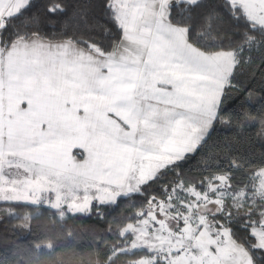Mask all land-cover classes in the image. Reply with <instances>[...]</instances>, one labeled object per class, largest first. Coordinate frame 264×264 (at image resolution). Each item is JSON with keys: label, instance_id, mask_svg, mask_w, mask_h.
Segmentation results:
<instances>
[{"label": "snow or ice", "instance_id": "snow-or-ice-1", "mask_svg": "<svg viewBox=\"0 0 264 264\" xmlns=\"http://www.w3.org/2000/svg\"><path fill=\"white\" fill-rule=\"evenodd\" d=\"M234 128L264 174V0H0V193L143 192ZM177 223L154 264H264V204Z\"/></svg>", "mask_w": 264, "mask_h": 264}, {"label": "trees", "instance_id": "trees-1", "mask_svg": "<svg viewBox=\"0 0 264 264\" xmlns=\"http://www.w3.org/2000/svg\"><path fill=\"white\" fill-rule=\"evenodd\" d=\"M239 132V128L233 132L222 129L196 159L184 158L172 165L175 177L170 170L164 171L139 195L121 197L114 204H93L86 214L25 204L0 208V264H130L140 260L147 256L145 251L119 252L131 239L123 237L122 231L144 217L150 199H164L176 182L202 190L206 181L221 176L228 181L230 177L235 190L251 186L261 164L244 136L232 139ZM225 136L229 137L230 153L225 151ZM231 160L238 167H232Z\"/></svg>", "mask_w": 264, "mask_h": 264}, {"label": "rangeland", "instance_id": "rangeland-1", "mask_svg": "<svg viewBox=\"0 0 264 264\" xmlns=\"http://www.w3.org/2000/svg\"><path fill=\"white\" fill-rule=\"evenodd\" d=\"M171 167L172 165L167 166L164 171L170 170ZM170 171L173 174L170 172L169 174L175 177L174 170L171 169ZM13 175L15 176V173ZM257 181L256 178L254 181L256 184L251 182V186L243 190L233 189L226 177L206 181L205 189L202 190L194 186L184 188L176 182L170 193H164V199H150L144 217L135 225H129L122 231L123 237L129 236L131 239L126 242L128 243L127 248L119 252L145 251L147 256L130 264H154V261L161 255V248L166 249L168 247L167 241L177 238L174 233L178 227V221L183 222L184 219H187L192 224H196L201 218L211 217L213 213L220 211L221 207L240 208L242 204L248 202H255L257 205L259 202L262 203L264 200V180L261 184H258ZM4 184L9 185L10 189L4 191L2 196L14 197L23 201L19 204L42 206L53 210L65 209L71 214H86L93 204H114L118 196L121 198L140 192L139 186L126 190L127 194L109 191L101 200L97 198L96 194L89 195L83 192L71 196H67L65 193L57 195L49 192L28 194L22 184L7 182ZM246 195L249 197V201H245ZM258 196L262 200L256 202L255 197Z\"/></svg>", "mask_w": 264, "mask_h": 264}, {"label": "crops", "instance_id": "crops-1", "mask_svg": "<svg viewBox=\"0 0 264 264\" xmlns=\"http://www.w3.org/2000/svg\"><path fill=\"white\" fill-rule=\"evenodd\" d=\"M156 159H163V158H159V157H158V158H156ZM183 159H184V157H173V158H168V159L166 160V163H167V166H169V165H173V164H175V163H177V162H179V161H181V160H183ZM174 161H175V162H174ZM160 173H161V171H160L158 168H154V169L151 170V175H157V176H158V174H160ZM147 178H150V176L147 177ZM256 178L258 179L257 183H258V184H261V183H263L262 180H264V174H261L260 171H258L257 173H255V175L252 177V183L256 184V182H254V181L256 180ZM2 187H3V192L6 191V190H9V189H10V186H9V185H6V184H3ZM126 190H128V189H124V190H119V189H117V190H115V191H111V192H112V193H115V192L119 191V192L122 193V192H125ZM3 192L0 193V196H2ZM133 193H135V192H133ZM131 194H132V193H131ZM255 199H256V201H257V200H258V201L262 200L259 196H258V197H255ZM262 201H263L262 203L259 202V205L264 204V200H262ZM46 208H47V207H46ZM49 209H50V208H49ZM51 210H53V209H51Z\"/></svg>", "mask_w": 264, "mask_h": 264}]
</instances>
